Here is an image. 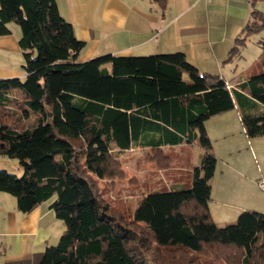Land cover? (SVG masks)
Wrapping results in <instances>:
<instances>
[{
  "label": "trees",
  "instance_id": "1",
  "mask_svg": "<svg viewBox=\"0 0 264 264\" xmlns=\"http://www.w3.org/2000/svg\"><path fill=\"white\" fill-rule=\"evenodd\" d=\"M11 22L26 75L0 77V155L23 174L0 169V191L24 213L55 197L65 229L39 264H264V212L245 209L225 226L211 216L218 159L205 127L237 108L246 135L264 136V41L233 87L183 52L80 61L86 44L56 0H0V36ZM262 29L264 11L253 7L227 60ZM197 141L200 164L180 181L150 182L131 205L110 199L126 176L123 151L139 148L142 164L170 169L169 149Z\"/></svg>",
  "mask_w": 264,
  "mask_h": 264
},
{
  "label": "crops",
  "instance_id": "2",
  "mask_svg": "<svg viewBox=\"0 0 264 264\" xmlns=\"http://www.w3.org/2000/svg\"><path fill=\"white\" fill-rule=\"evenodd\" d=\"M56 1L60 13L73 25L76 36L86 44L80 61L106 54L147 56L183 52L201 72L218 74L236 87L245 80L247 69L260 56L264 41H252L250 36L240 55L227 60L236 39L244 34V27L251 20L253 7L258 8V1L255 4L252 0ZM19 37L13 32L0 36V77L24 78L26 75L23 65L18 69L3 55L8 50L21 51ZM240 121V113L234 108L207 119L205 127L210 138H230V135L235 136L234 131L245 133ZM183 145L192 144L176 147ZM250 145L261 151L264 140L241 141L240 138L237 141L233 137L224 140L221 147L225 149L224 154H218L216 148V156L221 155L222 161L218 160L212 178L210 213L215 222L229 219L234 222L240 212L247 209L236 205L237 194L247 191L249 184L240 179L246 177L243 174L245 163L241 158L232 159V155L239 156V152L248 150L249 156H253ZM201 156L202 153L198 161ZM184 165L175 171L188 173L199 163L188 156ZM166 172L171 175L168 184L173 183L176 174L172 170ZM249 182L259 191L255 180ZM53 200L52 197L24 213L18 209L15 196L0 191V264H39L45 248L58 242L65 225L51 208Z\"/></svg>",
  "mask_w": 264,
  "mask_h": 264
},
{
  "label": "rangeland",
  "instance_id": "3",
  "mask_svg": "<svg viewBox=\"0 0 264 264\" xmlns=\"http://www.w3.org/2000/svg\"><path fill=\"white\" fill-rule=\"evenodd\" d=\"M257 7L259 10L264 11V1H258ZM11 30L13 33L18 34L20 36L21 34V28L20 25L11 22L9 24ZM10 35V34H9ZM252 41L255 40H264V29H262L259 32H256L251 35ZM11 46V45H9ZM5 55V58L10 62V64H13L14 67L20 69L22 68V65L24 64V57L22 54V51L16 52V51H6L3 52ZM215 119V118H213ZM214 121V120H213ZM240 126L242 125L241 121L239 122ZM237 128H239V124H237ZM243 128V126H242ZM234 135H230V138H211L212 143H213V151L216 154V148L218 154H224L225 149L221 148L223 146L224 140L225 139H231L234 137L235 140H239L241 138V141L248 140V136L246 133H240L239 131H234ZM249 139H263L264 136H258L255 138H249ZM252 143V142H251ZM252 145V144H251ZM251 150L254 152L253 156H249L248 150L247 151H241L239 152V156L237 154H233L234 158H241L242 161L245 163L244 167V175L246 177H239L240 179H244L245 182H248L249 184L247 185V191H241L237 194L238 201L236 203L237 206H242L241 208H247V209H261L264 210V189L259 187L260 182H264V145L261 148V151H256L255 146H251ZM167 149V147H166ZM170 154L173 155L174 157V164L170 167V169L167 168H159L153 163L148 162L147 164H142L141 158L143 151L140 150L139 148H134L131 151H123L121 153V159L124 163L123 169L126 172V176L117 179L115 182V185L113 186V189L110 188V199L111 198H117V197H122L125 200L128 201L127 205H131L133 203V199L131 197V194L134 193L137 195L139 192L143 191L145 186L148 185L150 182H155V184L158 183H168V178L170 177V173L166 172L169 171L176 174V178H181L180 173H177V170L180 166L179 169L183 168V165L185 164L186 158H190L191 161H197L200 164V161H198V156L200 153H203V150L199 146V141L196 143L192 144L191 146L188 145H183L181 147H176L173 146L172 148L169 149ZM221 155H218L217 158L220 162L221 160ZM231 155V154H230ZM231 156V157H232ZM253 157V158H252ZM197 158V159H196ZM201 160V159H200ZM234 162V160H233ZM185 166V165H184ZM0 169H5L8 170L18 176H22L23 174V168L21 167L18 159L16 158H11L8 156L0 155ZM186 172V171H185ZM182 176H185L184 171L181 174ZM187 176V175H186ZM250 179L255 180L257 188L259 189L256 190L254 186L250 184ZM55 197H53L54 199ZM114 201V200H113ZM121 200H115L113 203H116V205L119 206ZM233 210H236V207H233ZM255 210V209H254ZM258 211V210H257ZM260 212V211H259ZM220 226H225V224H230L234 223L236 221H232L229 219V221L221 222V221H216ZM220 222V223H219Z\"/></svg>",
  "mask_w": 264,
  "mask_h": 264
},
{
  "label": "built area",
  "instance_id": "4",
  "mask_svg": "<svg viewBox=\"0 0 264 264\" xmlns=\"http://www.w3.org/2000/svg\"><path fill=\"white\" fill-rule=\"evenodd\" d=\"M251 1V0H250ZM252 1H263V0H252ZM259 186L262 188V189H264V182L262 181V182H260L259 183Z\"/></svg>",
  "mask_w": 264,
  "mask_h": 264
}]
</instances>
